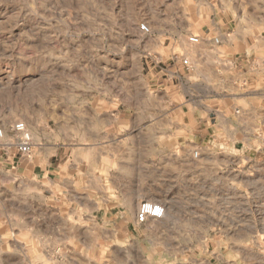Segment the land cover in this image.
<instances>
[{
    "label": "rangeland",
    "instance_id": "374dc122",
    "mask_svg": "<svg viewBox=\"0 0 264 264\" xmlns=\"http://www.w3.org/2000/svg\"><path fill=\"white\" fill-rule=\"evenodd\" d=\"M206 43L249 110L182 85ZM0 130V264H264V0H0Z\"/></svg>",
    "mask_w": 264,
    "mask_h": 264
},
{
    "label": "crops",
    "instance_id": "0c3cea01",
    "mask_svg": "<svg viewBox=\"0 0 264 264\" xmlns=\"http://www.w3.org/2000/svg\"><path fill=\"white\" fill-rule=\"evenodd\" d=\"M189 55L192 59L190 68L184 69L178 62L179 78L184 87L192 91H200V87H203L208 100L219 99L222 102L229 99L234 103L238 102L245 110L251 108L247 95L255 94V90H251L250 85L244 82V71L242 68L238 70L236 57L227 48H215L206 43L195 51H189ZM226 60L229 64L224 65ZM222 112L228 115L226 110Z\"/></svg>",
    "mask_w": 264,
    "mask_h": 264
},
{
    "label": "built area",
    "instance_id": "2783aa9c",
    "mask_svg": "<svg viewBox=\"0 0 264 264\" xmlns=\"http://www.w3.org/2000/svg\"><path fill=\"white\" fill-rule=\"evenodd\" d=\"M140 28L143 32H151L150 26L146 22L140 24ZM189 40L194 43L200 42L199 36H190ZM216 42H219L218 38H215ZM187 68L191 67V63L188 58L183 60ZM12 143L17 147L18 152L22 155H31L33 151V136L25 121L15 122L11 126ZM0 136H4L3 130H0ZM195 155H198L196 152ZM166 214V206L160 201H154L145 199L143 200L136 213V221L138 224L148 222L150 219H161Z\"/></svg>",
    "mask_w": 264,
    "mask_h": 264
}]
</instances>
